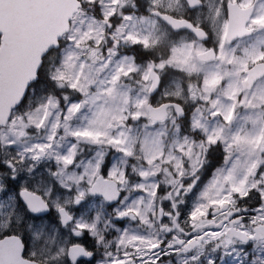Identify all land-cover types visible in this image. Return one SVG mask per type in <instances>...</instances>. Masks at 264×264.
Instances as JSON below:
<instances>
[{"label": "snow or ice", "instance_id": "obj_1", "mask_svg": "<svg viewBox=\"0 0 264 264\" xmlns=\"http://www.w3.org/2000/svg\"><path fill=\"white\" fill-rule=\"evenodd\" d=\"M0 264H264V0H0Z\"/></svg>", "mask_w": 264, "mask_h": 264}]
</instances>
